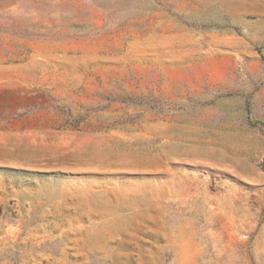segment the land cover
Masks as SVG:
<instances>
[{"label": "rangeland", "instance_id": "rangeland-1", "mask_svg": "<svg viewBox=\"0 0 264 264\" xmlns=\"http://www.w3.org/2000/svg\"><path fill=\"white\" fill-rule=\"evenodd\" d=\"M0 264H264V0H0Z\"/></svg>", "mask_w": 264, "mask_h": 264}]
</instances>
